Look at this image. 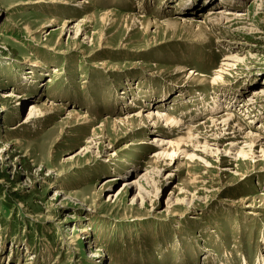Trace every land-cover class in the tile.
I'll return each mask as SVG.
<instances>
[{
    "label": "rangeland",
    "instance_id": "374dc122",
    "mask_svg": "<svg viewBox=\"0 0 264 264\" xmlns=\"http://www.w3.org/2000/svg\"><path fill=\"white\" fill-rule=\"evenodd\" d=\"M263 86L264 0H0V264H264ZM155 110L179 129L112 124Z\"/></svg>",
    "mask_w": 264,
    "mask_h": 264
},
{
    "label": "bare ground",
    "instance_id": "6f19581e",
    "mask_svg": "<svg viewBox=\"0 0 264 264\" xmlns=\"http://www.w3.org/2000/svg\"><path fill=\"white\" fill-rule=\"evenodd\" d=\"M213 1V0H212ZM258 1H260V0H258ZM263 1V0H262ZM211 3V0H209V4ZM62 5H66V6H69V4L66 2V1H62V3H61ZM86 6L87 5V2H85V1H79L78 3H76V4H74V6L75 7H77V6ZM187 6V5H186ZM198 6H201V5H198ZM196 7L197 6H195V8H193V7H191V9H187V10H185V12L186 13H192V14H194L198 9H196ZM211 7H214V5L212 4L211 5ZM198 8V7H197ZM207 13V12H206ZM108 15H112V13L111 12H106V13H103V17L105 18L106 16H108ZM240 16V15H239ZM91 17H93V16H87V17H85V19L84 20H88L89 18H91ZM102 18V17H101ZM231 18L232 17H230V16H224L223 14H222V12L221 11H218L217 13H212V12H210L209 11V13H207L206 14V16H205V19L209 22V23H220L221 24V22L222 21H231ZM234 18V17H233ZM232 18V19H233ZM83 20V21H84ZM187 21V20H186ZM186 21H185V23H183V24H187V25H193V24H191L190 22H187L186 23ZM52 22H54V21H52ZM87 22V21H86ZM167 23H171V21H168ZM67 24V22H64V24H63V29H62V33L63 34H68V35H71L72 34V32H73V29L72 28H69V25L70 24H68V25H66ZM145 26L146 27H155V28H157V26H159L157 23H155V22H151L150 20H147L146 22H145ZM209 26V25H208ZM205 27V26H204ZM219 27V26H218ZM205 28H203V26L202 25H198L197 26V30H196V32H195V35L196 36H198V38L201 40V41H203V40H205V30H204ZM211 29V28H210ZM209 29V30H210ZM207 31V30H206ZM207 35V34H206ZM207 39V38H206ZM223 60L225 61L222 65H223V67H228V68H233V67H235L234 66V64H235V62H240L239 61V59L237 58V55L235 56V57H233L232 55L231 56H225L224 58H223ZM32 66H34L35 64H31ZM36 66V65H35ZM224 69V68H223ZM180 70V69H179ZM220 72H221V70H220ZM224 72V71H223ZM190 81L192 82V83H204L205 82V80H202V79H199V78H195V77H192V78H190ZM256 90V92L254 91V93L252 94V95H250V98L252 97V100H250V98L247 100L248 102L250 101V102H252V103H250V106H252V107H254L255 105L254 104H257L258 102L255 100V98L253 99V97H259V95H261V94H264V86L263 87H261L260 88V92H257V89H255ZM120 97V96H119ZM118 99H120V98H118ZM248 102L247 103H244L243 104V106H248ZM129 104H131L130 102H129ZM216 104V103H215ZM157 105V104H156ZM258 106H259V104H258ZM256 108V107H255ZM224 109H227V108H224ZM254 109V108H253ZM61 110H58V108L57 107H55V106H52V105H49V106H47V105H44V109H40V110H38L36 107H31V110L29 111V114H28V116H27V121L29 120V121H32L33 120V118L31 117V116H34V115H36V114H41L42 115V117L44 116V117H48V116H50V115H52L53 113H55V112H60ZM151 113H149L146 117H144V118H138L137 116H135V115H132L131 117H125V118H119V119H114L113 121H112V124L114 125V127H116V126H122V127H129V126H132V124H134L135 123V121L137 120V122L139 121V123H146L147 121H149V124H152V127H155V129L157 130L156 131V133H158V135L159 134H161V135H166V134H170V133H167V131H169V129H170V132H173V130L174 129H176V128H178L179 129V127H177V122H176V120L175 119H173V118H171L170 116H168V115H166V114H164V113H160L159 115H157L158 114V112L155 110V111H150ZM155 115V116H154ZM68 116V118L69 119H72V120H75V121H77V123H79V121H81L82 122V124H91V121L90 120H88V117L86 118L85 116H81V117H79V114L78 113H76V112H73V111H70L69 112V114L67 115ZM233 118V116H231L230 114H228V115H226V117L225 116H222V117H220V118H218V119H216V120H212V124H213V128H215V127H217V126H223V127H226V131L227 130H229V131H231V133L232 134H240L242 131H243V126H242V124L239 122V120H236V118H234V119H232ZM161 119H162V122L164 123V126H167V131H163V130H160L159 129V123L161 122ZM26 123V122H25ZM105 124H108V122L106 121V122H104L103 123V125H105ZM231 124H235L234 126H232V127H230V125ZM141 127H143V125L141 126ZM148 128V127H147ZM200 128H201V126H198V127H196V128H194V129H192V128H186V134H185V136H184V138H180V139H178V140H175V141H173V142H170V143H167V145H169V151H167L166 153H164L165 151H163L162 153H158V154H156V155H154V157L151 159V161H150V163H149V170H148V173H144V176H143V178H145V181H147V178L148 177H151V175H152V177H153V175H154V172L155 171H159L160 170V160H161V158H162V156H164L165 155V157H170V158H172V156H173V154H175V152L176 151H178L179 150V146H181L182 148H184L185 146V144L186 143H188V142H191L192 141V139L195 137L193 134H192V131H196V132H199L198 130H200ZM257 129V128H256ZM213 129H211V131H212ZM259 132V131H258ZM244 133V132H243ZM259 134V133H258ZM258 134H250V133H247V137H249V139H250V144L252 143V144H261V141H262V139H260V137H258L257 135ZM259 136H261V135H259ZM154 140H153V143L152 144H158L160 141H162L163 139H157V137H154L153 138ZM196 143H197V141H196ZM199 143V142H198ZM197 143V144H198ZM166 145V144H165ZM229 148L230 149H233L234 148V145H231V146H229ZM87 149H89V148H87ZM239 155H241L242 157H246V152H243V151H240L239 153H238ZM192 159V158H191ZM151 171V172H150ZM171 178V177H170ZM155 179V178H154ZM108 182V181H107ZM196 182V181H195ZM108 183H111V181L110 182H108ZM133 186V185H132ZM134 187V186H133ZM136 191H137V196H139V195H141V190L140 189H138V188H136ZM141 198V197H140ZM111 199H113V197L111 198ZM82 233H84V231H81ZM81 234V233H80ZM82 236H84V235H82ZM89 249H90V247H89ZM95 257H97V256H95ZM96 259H99V258H96ZM100 260V259H99ZM242 264H246L245 263V261H243L242 262Z\"/></svg>",
    "mask_w": 264,
    "mask_h": 264
}]
</instances>
